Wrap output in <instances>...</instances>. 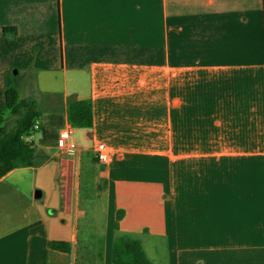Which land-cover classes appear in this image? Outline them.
<instances>
[{"label": "crops", "instance_id": "crops-1", "mask_svg": "<svg viewBox=\"0 0 264 264\" xmlns=\"http://www.w3.org/2000/svg\"><path fill=\"white\" fill-rule=\"evenodd\" d=\"M18 72L93 124L0 179V264H264V0H0V107Z\"/></svg>", "mask_w": 264, "mask_h": 264}, {"label": "trees", "instance_id": "trees-1", "mask_svg": "<svg viewBox=\"0 0 264 264\" xmlns=\"http://www.w3.org/2000/svg\"><path fill=\"white\" fill-rule=\"evenodd\" d=\"M7 111L15 117V123L7 129L2 120ZM42 114L37 109L34 99L19 98L16 85L5 79L4 105L0 107V179L10 171L20 167H38L46 160L42 148L58 144V129L63 125L61 114H52L44 119L40 126V136L36 144L25 142L22 137L27 134L36 119ZM66 120L74 128L90 129L93 124L92 103L90 100H77L68 96L66 100ZM53 250L68 253L69 244L52 241ZM110 264H151L146 258L138 241L128 237L115 239L111 247Z\"/></svg>", "mask_w": 264, "mask_h": 264}, {"label": "rangeland", "instance_id": "rangeland-1", "mask_svg": "<svg viewBox=\"0 0 264 264\" xmlns=\"http://www.w3.org/2000/svg\"><path fill=\"white\" fill-rule=\"evenodd\" d=\"M15 71L17 70L15 69ZM18 74L19 75L15 78V82H12V85L13 86L16 85V87L18 88L19 98L29 97L31 99H34L37 103V109L42 113L59 111L58 110L59 106L57 103H55L56 98L53 95H51L50 93H46L45 95L41 94L42 98L39 96V93L37 92L36 89L37 88L36 82L33 81L32 75H30V73L26 72L22 74L21 72H18ZM44 117H47V115H42L41 117L42 123L46 122ZM2 120L5 123V126L7 127L8 130H10V128L15 123V117L10 115L7 111L4 112ZM35 136L38 137L39 133H36ZM74 138L77 142L80 141V138H78L77 136L76 137L74 136ZM95 210H97V205L94 209V214L96 213V220L98 219L100 220L101 218L98 215V212H96Z\"/></svg>", "mask_w": 264, "mask_h": 264}, {"label": "built area", "instance_id": "built-area-1", "mask_svg": "<svg viewBox=\"0 0 264 264\" xmlns=\"http://www.w3.org/2000/svg\"><path fill=\"white\" fill-rule=\"evenodd\" d=\"M41 125V119H36L31 130L27 134L23 135L22 139L27 143L36 144L38 137H36L35 134L39 133ZM72 135L73 127L68 121L64 122L63 125L58 129V144L68 152H72L75 148V141ZM94 153L98 163L102 165L108 163L110 151L108 150L107 146L102 143H97L94 147Z\"/></svg>", "mask_w": 264, "mask_h": 264}, {"label": "water", "instance_id": "water-1", "mask_svg": "<svg viewBox=\"0 0 264 264\" xmlns=\"http://www.w3.org/2000/svg\"><path fill=\"white\" fill-rule=\"evenodd\" d=\"M41 196V191L40 190H35L34 191V198L38 199Z\"/></svg>", "mask_w": 264, "mask_h": 264}]
</instances>
